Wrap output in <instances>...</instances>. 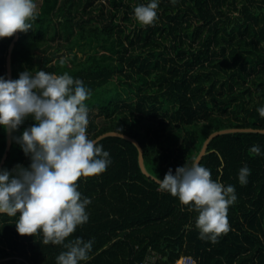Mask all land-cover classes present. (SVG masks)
<instances>
[{"label": "trees", "instance_id": "16d2710c", "mask_svg": "<svg viewBox=\"0 0 264 264\" xmlns=\"http://www.w3.org/2000/svg\"><path fill=\"white\" fill-rule=\"evenodd\" d=\"M147 0H41L27 32L18 31L11 51V79L23 71L68 72L91 89L89 138L118 131L142 148L150 177L138 164V149L127 138L99 143L111 164L99 175L78 178L89 197V221L67 239H93L81 264H137L148 251L157 264L189 255L198 264H264V133L234 131L212 138L200 163L213 179L234 185L229 231L216 243L201 239L196 211L160 191L171 168L190 164L207 136L226 128L264 129L257 108L264 105V0H160L154 25H141L134 8ZM11 37L0 38V75L7 78ZM75 47H87L83 58ZM63 61V64L61 63ZM104 118L98 123L92 112ZM0 169L27 167L13 140ZM6 130L0 127V161ZM251 174L241 185L238 172ZM17 216L0 214V264H56L61 245L45 244L41 233L20 234Z\"/></svg>", "mask_w": 264, "mask_h": 264}, {"label": "clouds", "instance_id": "9594fccd", "mask_svg": "<svg viewBox=\"0 0 264 264\" xmlns=\"http://www.w3.org/2000/svg\"><path fill=\"white\" fill-rule=\"evenodd\" d=\"M159 3L147 0L138 4L134 17L141 25H154ZM37 7V0H0V38L31 29ZM90 95L91 89L68 72L26 70L17 79L0 75V127L15 133L27 118L35 121L13 136L30 157V164L0 169V214L19 215L15 223L18 233H41L45 244L61 245L65 250L56 256V264H81L90 258L93 239H67L77 226L89 221L86 207L91 199L78 190L77 181L81 176L99 175L111 164L110 153L98 139L88 136L85 102ZM257 111L264 118V105ZM251 151L264 155L259 145H253ZM250 174L247 165L241 167L239 183L246 185ZM153 180L160 191L196 211L195 226L201 239L216 243L220 234L229 231L227 212L237 199L235 186L213 179L200 156Z\"/></svg>", "mask_w": 264, "mask_h": 264}, {"label": "water", "instance_id": "95a60500", "mask_svg": "<svg viewBox=\"0 0 264 264\" xmlns=\"http://www.w3.org/2000/svg\"><path fill=\"white\" fill-rule=\"evenodd\" d=\"M18 31L14 34V39L13 41L10 43L9 47H8V50H7V55H6V73H7V79H11V51H12V48H13V45H14V41L18 38ZM234 131H258V132H262L264 133V129H258V128H251V127H245V128H226V129H221V130H217V131H214L212 133H210L207 138L205 139L199 153L197 154L198 156H200V159L201 157L206 153V149H207V146H208V143L209 141L214 138L215 136L219 135V134H222V133H227V132H234ZM120 136V137H124V138H127L129 139L130 141H132L137 149H138V164H139V167L142 171L143 174H145L146 176L150 177V174L147 172V170L145 169V166H144V162H143V155H142V148L140 147L139 143L129 137L128 135L126 134H123V133H120L118 131H106V132H103L101 134H99L98 136H96L94 139H98L100 140L101 138L103 137H106V136ZM10 146H11V133L7 132L6 131V148H5V152L1 158V161H0V168L1 166L3 165L6 157H7V152L8 150L10 149Z\"/></svg>", "mask_w": 264, "mask_h": 264}, {"label": "built area", "instance_id": "2783aa9c", "mask_svg": "<svg viewBox=\"0 0 264 264\" xmlns=\"http://www.w3.org/2000/svg\"><path fill=\"white\" fill-rule=\"evenodd\" d=\"M158 254L153 251H148L145 257L138 261L137 264H157ZM173 264H198L197 261L189 256V255H182L180 256Z\"/></svg>", "mask_w": 264, "mask_h": 264}, {"label": "rangeland", "instance_id": "374dc122", "mask_svg": "<svg viewBox=\"0 0 264 264\" xmlns=\"http://www.w3.org/2000/svg\"><path fill=\"white\" fill-rule=\"evenodd\" d=\"M40 1H41V0H37V5L40 4ZM89 50L91 51V49H87V47H75L74 50H73V53H75V54L78 56V58H83L84 55H85ZM92 114H93V115L91 116V118L93 117V119L96 120L98 123H101V122L104 121V118H103L102 116H100V115L97 114V110H94V111L92 112Z\"/></svg>", "mask_w": 264, "mask_h": 264}]
</instances>
